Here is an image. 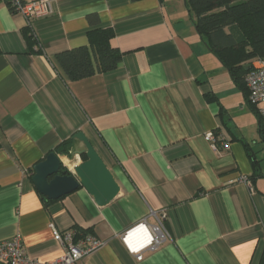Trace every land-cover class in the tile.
<instances>
[{
	"label": "crops",
	"instance_id": "1",
	"mask_svg": "<svg viewBox=\"0 0 264 264\" xmlns=\"http://www.w3.org/2000/svg\"><path fill=\"white\" fill-rule=\"evenodd\" d=\"M96 28L112 31L121 59L70 80L55 56L88 46ZM258 109L198 33L186 0H51L30 23L0 0V241L19 234L27 255L50 262L63 254L53 225L103 241L78 264H264ZM209 131L228 147L214 149ZM76 132L119 185L104 206L82 187L43 200L31 180L63 141L68 156L82 149ZM57 154L71 168L84 161ZM158 215L170 238L137 261L119 235Z\"/></svg>",
	"mask_w": 264,
	"mask_h": 264
},
{
	"label": "trees",
	"instance_id": "2",
	"mask_svg": "<svg viewBox=\"0 0 264 264\" xmlns=\"http://www.w3.org/2000/svg\"><path fill=\"white\" fill-rule=\"evenodd\" d=\"M186 5L193 14L198 33L241 87L248 70L244 66L249 67L253 59H264V0H186ZM23 34L30 49H34L36 39L30 27L25 28ZM87 34L88 46L66 50L55 56L70 80L112 70L121 59V52L110 43V29L96 28ZM260 120L259 132L264 136L261 116ZM70 143V140L63 141L54 152L68 154ZM86 232L77 230L76 235Z\"/></svg>",
	"mask_w": 264,
	"mask_h": 264
},
{
	"label": "built area",
	"instance_id": "3",
	"mask_svg": "<svg viewBox=\"0 0 264 264\" xmlns=\"http://www.w3.org/2000/svg\"><path fill=\"white\" fill-rule=\"evenodd\" d=\"M51 0H6L7 6L14 15L22 16L30 23L31 20L43 17L50 12ZM244 75L243 82L247 90V101L253 106L263 105L258 112L264 123V59H253ZM205 138L211 142L214 149H218V142L226 149L228 143L216 137L212 131L205 133ZM66 157V156H65ZM157 223L148 224L145 220L122 232L119 237L129 253L137 261L143 259L146 251H154L167 241V232L163 216L156 217ZM54 239L63 249V254L50 262H39L25 252L19 234L10 239L0 241V262L3 264H78L81 259L97 250L103 241L91 232L76 235L74 231H58L52 225Z\"/></svg>",
	"mask_w": 264,
	"mask_h": 264
},
{
	"label": "water",
	"instance_id": "4",
	"mask_svg": "<svg viewBox=\"0 0 264 264\" xmlns=\"http://www.w3.org/2000/svg\"><path fill=\"white\" fill-rule=\"evenodd\" d=\"M71 138L79 141L82 149L70 152L69 156L59 155L70 161L74 155H84L86 159L71 168L62 163L56 152H49L33 166L31 180L36 190L47 200H55L82 187L98 206L106 205L119 192L117 181L82 132H76Z\"/></svg>",
	"mask_w": 264,
	"mask_h": 264
},
{
	"label": "rangeland",
	"instance_id": "5",
	"mask_svg": "<svg viewBox=\"0 0 264 264\" xmlns=\"http://www.w3.org/2000/svg\"><path fill=\"white\" fill-rule=\"evenodd\" d=\"M257 107H258L259 109H262V108H263V105L261 104V105H258ZM81 158H82V160H84L85 156L82 155Z\"/></svg>",
	"mask_w": 264,
	"mask_h": 264
}]
</instances>
